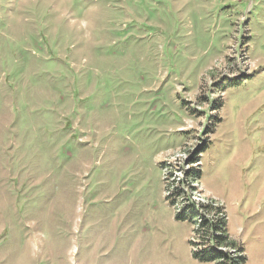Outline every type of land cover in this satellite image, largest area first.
Here are the masks:
<instances>
[{"label":"rangeland","instance_id":"obj_1","mask_svg":"<svg viewBox=\"0 0 264 264\" xmlns=\"http://www.w3.org/2000/svg\"><path fill=\"white\" fill-rule=\"evenodd\" d=\"M188 199L264 264V0H0V264H221Z\"/></svg>","mask_w":264,"mask_h":264},{"label":"trees","instance_id":"obj_2","mask_svg":"<svg viewBox=\"0 0 264 264\" xmlns=\"http://www.w3.org/2000/svg\"><path fill=\"white\" fill-rule=\"evenodd\" d=\"M192 177V181L198 182L199 170L195 173L186 175ZM180 182V181H178ZM190 188H194L193 186ZM217 206V205H216ZM214 201L202 203L197 206L191 199H188L187 207L193 211V215L199 218V221L194 220L198 224V233L203 234L207 243H210V250H202L196 252L195 256L206 261L222 262L221 264H246V257L242 247L237 246L235 241H232L226 232V216L223 215V208L216 207ZM206 210L216 213V219L210 220L202 216L200 211ZM200 217H203L202 219ZM196 219V218H195ZM224 248L227 250L225 251ZM234 253V255H232Z\"/></svg>","mask_w":264,"mask_h":264}]
</instances>
